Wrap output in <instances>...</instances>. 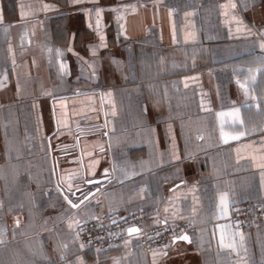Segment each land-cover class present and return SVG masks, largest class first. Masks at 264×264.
<instances>
[{
    "label": "crops",
    "instance_id": "0c3cea01",
    "mask_svg": "<svg viewBox=\"0 0 264 264\" xmlns=\"http://www.w3.org/2000/svg\"><path fill=\"white\" fill-rule=\"evenodd\" d=\"M107 187L78 207L87 180ZM264 0H0V264H264ZM154 206L168 250L86 247L76 225ZM264 218V217H263Z\"/></svg>",
    "mask_w": 264,
    "mask_h": 264
},
{
    "label": "built area",
    "instance_id": "2783aa9c",
    "mask_svg": "<svg viewBox=\"0 0 264 264\" xmlns=\"http://www.w3.org/2000/svg\"><path fill=\"white\" fill-rule=\"evenodd\" d=\"M105 182L91 185L90 190L104 189ZM94 201V197L90 199ZM154 206L128 210H111L101 215L84 218L76 225L77 237L86 247L109 250L130 242L132 228H137V245L146 251L168 250L177 238L197 235L199 226L192 220L165 222L148 226L154 218ZM264 199L251 202H232L228 211L217 209V224L225 240L235 244L240 231L254 226L264 218Z\"/></svg>",
    "mask_w": 264,
    "mask_h": 264
},
{
    "label": "water",
    "instance_id": "95a60500",
    "mask_svg": "<svg viewBox=\"0 0 264 264\" xmlns=\"http://www.w3.org/2000/svg\"><path fill=\"white\" fill-rule=\"evenodd\" d=\"M109 179V176H105V177H101V178H94V179H90L87 180L83 185V188H80L78 190H74L73 192L71 191H67L68 193H65V198L66 200L73 206L76 205L75 207H78L80 205H83L87 202L90 201V199L97 193L100 191V189H95V190H90L91 185H94L96 183H101V182H105L107 185V181ZM132 229H136L137 228H132ZM136 231H131V232H136Z\"/></svg>",
    "mask_w": 264,
    "mask_h": 264
},
{
    "label": "snow or ice",
    "instance_id": "6c2138e0",
    "mask_svg": "<svg viewBox=\"0 0 264 264\" xmlns=\"http://www.w3.org/2000/svg\"><path fill=\"white\" fill-rule=\"evenodd\" d=\"M73 206L75 207L76 205ZM130 231H136V229H130ZM183 239H187V237H183Z\"/></svg>",
    "mask_w": 264,
    "mask_h": 264
}]
</instances>
